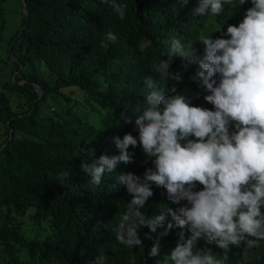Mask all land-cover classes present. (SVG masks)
<instances>
[{"label":"trees","instance_id":"obj_1","mask_svg":"<svg viewBox=\"0 0 264 264\" xmlns=\"http://www.w3.org/2000/svg\"><path fill=\"white\" fill-rule=\"evenodd\" d=\"M3 2L0 43L9 51L7 59L15 57L10 59V72H15L11 83L0 82L5 127L0 140V145L5 141L0 147V264H92L100 255L103 264H172L168 257L177 242L171 233L179 227L171 216L154 233L139 230L143 247L120 244L115 231L132 197L127 189L116 194L114 173L105 174L95 188L81 165L120 154L114 137L138 133L135 119L142 113L136 110L146 107L148 93L183 94L191 88L188 72L194 63L179 55L169 70L179 72L182 82L161 80L151 69L154 60L168 59L173 38L192 43L202 55L199 37L214 39L222 26L241 21L250 0L243 5L234 0V6L225 5L214 17L194 14L199 0H115L127 6L123 20L113 0H24L27 12L22 10L19 27L5 39ZM108 32L115 42L107 40ZM148 78L155 87L146 83ZM32 82L38 85V98ZM7 91L14 94L15 107ZM121 113L132 123H124ZM139 160L133 157L130 173L142 179L148 167ZM170 222L173 227L161 235ZM182 231L191 234L187 227ZM157 237L160 251L149 256ZM204 241L222 264H264V241L247 256L243 245L225 251Z\"/></svg>","mask_w":264,"mask_h":264},{"label":"clouds","instance_id":"obj_2","mask_svg":"<svg viewBox=\"0 0 264 264\" xmlns=\"http://www.w3.org/2000/svg\"><path fill=\"white\" fill-rule=\"evenodd\" d=\"M250 2L241 21L222 26L214 39L210 34L199 37L202 55L192 43L173 38L168 59L154 60L151 69L161 80L180 83V73L169 70L173 56L179 55L194 63L188 72L191 88L183 94L175 86L173 95L148 93L146 107L136 110L142 113L135 119L138 133L114 137L120 154L82 163L95 188L105 174L114 173L116 194L127 189L132 197L115 231L120 244L143 247L139 230L156 232L168 215L179 227L171 233L179 231L178 241L171 238L177 242L168 257L172 264H222L204 238L225 251L243 245L245 256L264 241V0ZM225 5L234 6V0H199L194 14L219 16ZM112 6L123 20L127 6L115 0ZM116 39L107 33V40ZM146 83L155 87L151 78ZM120 118L132 123L125 113ZM133 157L148 167L142 179L130 173ZM165 227L161 235L173 223ZM185 227L190 235L185 236ZM145 238L153 239L148 233ZM159 251L157 237L148 255ZM103 260L100 255L92 264Z\"/></svg>","mask_w":264,"mask_h":264},{"label":"rangeland","instance_id":"obj_3","mask_svg":"<svg viewBox=\"0 0 264 264\" xmlns=\"http://www.w3.org/2000/svg\"><path fill=\"white\" fill-rule=\"evenodd\" d=\"M3 9H4V27L2 29V38H6L9 36L13 31H15L20 24L21 15H22V8L20 0H4L3 2ZM8 48V46H7ZM5 49V44L0 43V82L7 81L12 82V76L15 71L10 72L11 68L13 67V62L10 59H7V53ZM44 67V66H43ZM41 70V68H39ZM42 72V71H41ZM18 82H22V79H19ZM7 95L9 97V103L11 107H15L16 100L14 98V94L11 91H7ZM39 96H37L38 98ZM51 100L48 101L50 103ZM46 107V106H45ZM7 124V121H6ZM4 125L0 122V137H2L1 133L3 131ZM17 130V129H16Z\"/></svg>","mask_w":264,"mask_h":264},{"label":"water","instance_id":"obj_4","mask_svg":"<svg viewBox=\"0 0 264 264\" xmlns=\"http://www.w3.org/2000/svg\"><path fill=\"white\" fill-rule=\"evenodd\" d=\"M21 8H22V10H23L24 13L27 12L26 7H25L24 0H21ZM11 57L15 58L13 55H11ZM16 81H19V80H16ZM32 84H33V86H34V89H35L36 92H37V96H39L40 92H39L38 86H37L34 82H32ZM37 96H36V97H37Z\"/></svg>","mask_w":264,"mask_h":264}]
</instances>
